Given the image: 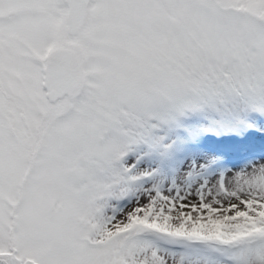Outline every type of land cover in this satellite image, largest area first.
I'll return each mask as SVG.
<instances>
[{
  "label": "snow or ice",
  "instance_id": "obj_1",
  "mask_svg": "<svg viewBox=\"0 0 264 264\" xmlns=\"http://www.w3.org/2000/svg\"><path fill=\"white\" fill-rule=\"evenodd\" d=\"M0 264H264V0H0Z\"/></svg>",
  "mask_w": 264,
  "mask_h": 264
}]
</instances>
